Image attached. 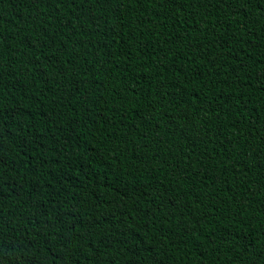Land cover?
Here are the masks:
<instances>
[{"label":"trees","instance_id":"obj_1","mask_svg":"<svg viewBox=\"0 0 264 264\" xmlns=\"http://www.w3.org/2000/svg\"><path fill=\"white\" fill-rule=\"evenodd\" d=\"M0 264H264V0H0Z\"/></svg>","mask_w":264,"mask_h":264}]
</instances>
